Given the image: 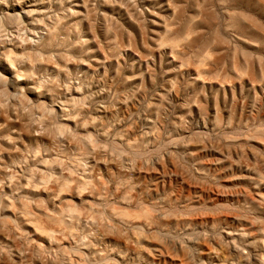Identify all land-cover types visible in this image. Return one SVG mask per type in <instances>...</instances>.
Instances as JSON below:
<instances>
[{
    "label": "rangeland",
    "instance_id": "rangeland-1",
    "mask_svg": "<svg viewBox=\"0 0 264 264\" xmlns=\"http://www.w3.org/2000/svg\"><path fill=\"white\" fill-rule=\"evenodd\" d=\"M70 262L264 264V0H0V264Z\"/></svg>",
    "mask_w": 264,
    "mask_h": 264
},
{
    "label": "bare ground",
    "instance_id": "bare-ground-1",
    "mask_svg": "<svg viewBox=\"0 0 264 264\" xmlns=\"http://www.w3.org/2000/svg\"><path fill=\"white\" fill-rule=\"evenodd\" d=\"M13 62V61H12ZM14 63V62H13ZM14 68V67H13ZM57 180V179H56ZM74 180V179H73ZM75 181V180H74ZM55 183H56V181H55ZM46 186V185H45ZM64 186V185H63ZM51 188V187H50ZM72 188V187H71ZM29 189V188H28ZM45 189H46V187H45ZM52 189V188H51ZM65 189V188H64ZM70 189V188H69ZM68 189V190H69ZM68 190H66V191H68ZM71 190V189H70ZM44 191V190H43ZM47 192V191H46ZM49 192V191H48ZM61 192H65L64 190L63 191H61ZM67 193V192H66ZM80 193V192H79ZM83 194V193H82ZM128 198V197H127ZM128 202V201H127ZM132 202V201H131ZM27 207V205L25 206V208ZM24 208V207H23ZM26 210V209H25ZM30 210V209H29ZM29 212V211H28ZM26 214V213H25ZM140 215V214H139ZM27 217H29L30 218V216H27ZM40 217V216H39ZM43 218V217H42ZM49 218V217H48ZM155 218V217H154ZM26 220H27V218H26ZM32 220V219H31ZM39 220H40V218H39ZM41 220H43V219H41ZM46 220V219H45ZM48 220V219H47ZM61 220V219H60ZM76 220V219H75ZM78 220V219H77ZM158 220V219H157ZM37 222H38V220H37ZM58 222V221H57ZM36 224V223H35ZM39 224V223H38ZM178 224V223H177ZM40 225V224H39ZM50 225V224H49ZM34 226V225H33ZM44 226V225H43ZM63 226V225H62ZM32 227V226H31ZM58 227H59V225H58ZM68 227V226H67ZM44 228V227H43ZM57 228V227H56ZM73 228V227H72ZM34 229V228H33ZM42 229V228H41ZM63 229H64V227H63ZM43 230V229H42ZM47 230V229H46ZM57 230H59V228L57 229ZM74 230V229H73ZM72 230V231H73ZM38 231V230H37ZM43 231H45V230H43ZM56 231V230H55ZM61 231V230H60ZM71 231V230H70ZM42 231H40V233H41ZM67 233V232H66ZM42 234H43V232H42ZM50 234H52V233H50ZM41 235V234H40ZM68 235V234H67ZM57 236V235H56ZM64 236V235H63ZM54 237H55V235H54ZM64 239V238H63ZM139 240V239H138ZM58 241V240H57ZM61 241V240H60ZM70 264H71V262H70Z\"/></svg>",
    "mask_w": 264,
    "mask_h": 264
}]
</instances>
